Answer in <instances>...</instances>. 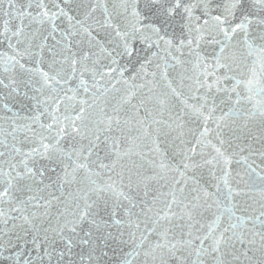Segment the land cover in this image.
Wrapping results in <instances>:
<instances>
[{
	"label": "snow or ice",
	"instance_id": "snow-or-ice-1",
	"mask_svg": "<svg viewBox=\"0 0 264 264\" xmlns=\"http://www.w3.org/2000/svg\"><path fill=\"white\" fill-rule=\"evenodd\" d=\"M0 264H264V0H0Z\"/></svg>",
	"mask_w": 264,
	"mask_h": 264
}]
</instances>
